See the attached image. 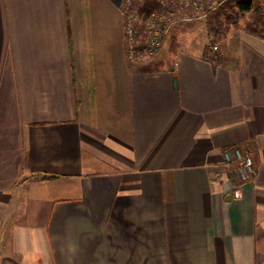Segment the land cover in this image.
Listing matches in <instances>:
<instances>
[{
	"label": "crops",
	"instance_id": "obj_1",
	"mask_svg": "<svg viewBox=\"0 0 264 264\" xmlns=\"http://www.w3.org/2000/svg\"><path fill=\"white\" fill-rule=\"evenodd\" d=\"M123 1L0 0V264H264V40L134 60Z\"/></svg>",
	"mask_w": 264,
	"mask_h": 264
},
{
	"label": "built area",
	"instance_id": "obj_2",
	"mask_svg": "<svg viewBox=\"0 0 264 264\" xmlns=\"http://www.w3.org/2000/svg\"><path fill=\"white\" fill-rule=\"evenodd\" d=\"M145 0H124L120 6L123 17L124 37L131 59H150L157 56L164 45V38L179 21L203 17L222 6L226 0H155L159 7L143 21L141 5ZM186 13V14H184ZM233 185L241 186L256 175L253 154L239 146L224 151Z\"/></svg>",
	"mask_w": 264,
	"mask_h": 264
},
{
	"label": "trees",
	"instance_id": "obj_3",
	"mask_svg": "<svg viewBox=\"0 0 264 264\" xmlns=\"http://www.w3.org/2000/svg\"><path fill=\"white\" fill-rule=\"evenodd\" d=\"M159 7L155 0H145L141 5L140 17L145 21L148 15ZM244 20L243 31L264 40V0H226L215 10V18L209 19V49L218 48L232 27H239Z\"/></svg>",
	"mask_w": 264,
	"mask_h": 264
},
{
	"label": "rangeland",
	"instance_id": "obj_4",
	"mask_svg": "<svg viewBox=\"0 0 264 264\" xmlns=\"http://www.w3.org/2000/svg\"><path fill=\"white\" fill-rule=\"evenodd\" d=\"M213 18H215V11L209 13L207 16L196 17V18L191 17L190 19L179 21L175 25L176 29L174 30V34L176 38L172 37L171 39H169L167 41V45L172 46L176 44L183 46L190 42L191 43L193 42L194 44H198V45L203 43L204 39L206 38V34L209 33L208 21L209 19H213ZM244 25H245L244 20H241L240 26L239 27L233 26L229 33L238 32V30L244 27Z\"/></svg>",
	"mask_w": 264,
	"mask_h": 264
}]
</instances>
